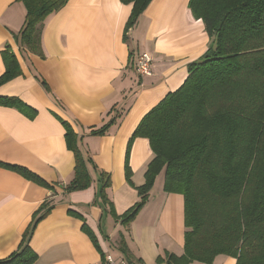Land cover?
Masks as SVG:
<instances>
[{
    "label": "crops",
    "instance_id": "crops-1",
    "mask_svg": "<svg viewBox=\"0 0 264 264\" xmlns=\"http://www.w3.org/2000/svg\"><path fill=\"white\" fill-rule=\"evenodd\" d=\"M131 11L120 0H70L44 22L40 58L19 46L27 14L23 2L0 0V76L5 50L17 56L23 72L0 87V97H16L37 113L29 118L0 106V162L23 166L53 186L49 190L0 169V259L18 250L33 214L46 200L53 202V210L30 240L36 264H103L106 255L128 260L119 250L120 238L133 264L140 259L157 264L166 253L183 255L185 200L163 191V173L135 220L125 225L118 219L140 200L126 180L125 157L141 120L184 84L189 65L203 57L212 40L203 21L193 16L189 0H153L125 39ZM134 52L151 55V75L136 73ZM116 117L107 134L91 135ZM60 119L72 126L87 158L92 185L83 191L64 192L74 179L75 155ZM152 159L149 141L135 139L129 157L135 187L145 183ZM101 173L110 176L106 211L97 201ZM213 264L237 261L221 255Z\"/></svg>",
    "mask_w": 264,
    "mask_h": 264
},
{
    "label": "trees",
    "instance_id": "trees-1",
    "mask_svg": "<svg viewBox=\"0 0 264 264\" xmlns=\"http://www.w3.org/2000/svg\"><path fill=\"white\" fill-rule=\"evenodd\" d=\"M27 14L18 35L22 52L43 58L42 31L46 19L70 0H18ZM131 5L125 39L153 0H120ZM193 16L202 20L211 45L198 61L189 65L188 77L147 113L131 136L126 150L125 177L139 196L124 215L122 224L135 220L145 207L157 177L163 173V191L185 200V245L181 256L166 253L157 264H213L228 256L237 264H264V0H189ZM5 72L0 87L23 75L17 56L5 50ZM47 90L46 83L43 82ZM0 106L14 108L29 118L36 116L16 97H0ZM112 118L91 135L103 136L115 123ZM65 127L67 147L75 155L73 181L65 193L92 185L87 158L72 126ZM147 139L153 159L145 183L135 187L129 164L133 141ZM0 169L18 173L46 189L53 186L29 169L0 162ZM97 201L106 211L109 174L101 173ZM46 200L33 214L17 251L0 264H36L38 255L30 245L36 225L53 210ZM84 230L96 243L93 232ZM119 250L133 261L124 239ZM134 263V262H133ZM135 264H144L140 259Z\"/></svg>",
    "mask_w": 264,
    "mask_h": 264
},
{
    "label": "built area",
    "instance_id": "built-area-1",
    "mask_svg": "<svg viewBox=\"0 0 264 264\" xmlns=\"http://www.w3.org/2000/svg\"><path fill=\"white\" fill-rule=\"evenodd\" d=\"M153 59L150 54L144 52H134L133 56V68L136 73L141 76L151 75V66ZM103 264H133L126 259H114L111 255H106L104 257Z\"/></svg>",
    "mask_w": 264,
    "mask_h": 264
}]
</instances>
